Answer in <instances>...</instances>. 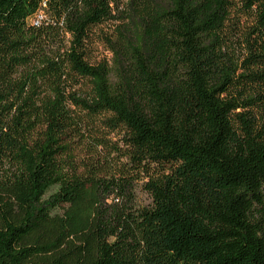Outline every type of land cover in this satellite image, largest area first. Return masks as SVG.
<instances>
[{"label":"trees","instance_id":"trees-1","mask_svg":"<svg viewBox=\"0 0 264 264\" xmlns=\"http://www.w3.org/2000/svg\"><path fill=\"white\" fill-rule=\"evenodd\" d=\"M0 264H264V0H0Z\"/></svg>","mask_w":264,"mask_h":264},{"label":"rangeland","instance_id":"rangeland-1","mask_svg":"<svg viewBox=\"0 0 264 264\" xmlns=\"http://www.w3.org/2000/svg\"><path fill=\"white\" fill-rule=\"evenodd\" d=\"M112 27H114V25L104 24L95 30L97 37L93 47V58L96 62L104 59L110 61V63L113 61L114 57L109 52L110 45L106 40L114 36L112 33ZM118 148H123V143L121 137L116 134L108 136L103 151L99 148L98 151H93V154H89L86 151L87 149L85 145L84 148L77 152L76 162L80 168L79 171L82 174L87 172H105L111 171L112 169L116 170L117 166L122 167L125 162L124 158H120L113 154ZM98 153L99 157L97 158L95 154ZM142 182L143 180L137 181L134 185L135 205L140 207L147 206L150 203L149 196L141 189Z\"/></svg>","mask_w":264,"mask_h":264}]
</instances>
